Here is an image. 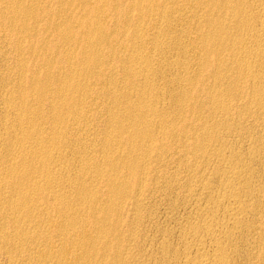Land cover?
Wrapping results in <instances>:
<instances>
[{
	"label": "bare ground",
	"instance_id": "1",
	"mask_svg": "<svg viewBox=\"0 0 264 264\" xmlns=\"http://www.w3.org/2000/svg\"><path fill=\"white\" fill-rule=\"evenodd\" d=\"M0 44V264H264V0H0Z\"/></svg>",
	"mask_w": 264,
	"mask_h": 264
},
{
	"label": "rangeland",
	"instance_id": "2",
	"mask_svg": "<svg viewBox=\"0 0 264 264\" xmlns=\"http://www.w3.org/2000/svg\"><path fill=\"white\" fill-rule=\"evenodd\" d=\"M1 45V44H0ZM6 48V47H5ZM7 50L11 53L12 52V50H11V48L10 47H7ZM9 53V56H8V61H7V59H0V71L1 70H3L4 69V67L7 65V64H10V62H11V60H12V58L10 57V54ZM10 58V59H9ZM4 60V61H3ZM7 61V62H6ZM10 61V62H9ZM6 62V63H5ZM3 63V64H2ZM5 65V66H4ZM2 67H3V69H2Z\"/></svg>",
	"mask_w": 264,
	"mask_h": 264
}]
</instances>
